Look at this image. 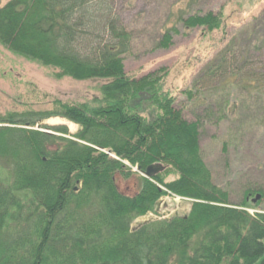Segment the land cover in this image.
Masks as SVG:
<instances>
[{"label":"trees","instance_id":"16d2710c","mask_svg":"<svg viewBox=\"0 0 264 264\" xmlns=\"http://www.w3.org/2000/svg\"><path fill=\"white\" fill-rule=\"evenodd\" d=\"M2 1L3 47L52 69L57 79L105 83L91 101L57 100L48 111L0 115V170L7 172L0 180V264H257L264 258V212H249L256 208L249 201L264 198V188L249 187L234 201L204 159V119L225 102L207 97L204 116L189 120L165 89L166 68L129 74L123 56L131 34L118 17L96 13L98 0ZM223 13L179 21L186 30H221ZM177 33L168 30L158 49H169ZM238 59L230 48L220 52L184 92L188 100L233 74L264 88L248 61ZM52 118L80 131L39 125ZM227 119L223 112L214 125ZM156 164L165 171L145 178ZM171 175L176 178L167 182ZM126 183L133 186L123 189ZM169 193L192 201L186 216L133 226L156 214Z\"/></svg>","mask_w":264,"mask_h":264},{"label":"rangeland","instance_id":"374dc122","mask_svg":"<svg viewBox=\"0 0 264 264\" xmlns=\"http://www.w3.org/2000/svg\"><path fill=\"white\" fill-rule=\"evenodd\" d=\"M9 1L3 0L2 5ZM95 5L94 8L98 5L99 9L96 13L118 17L131 34L130 48L123 56L126 71L141 77L166 68L165 89L177 98V106L187 119L204 116L203 100L207 97L218 105L227 104L219 113L215 110L204 119V159L216 183L228 189L234 201L249 187L264 188V88L250 86L244 80L239 82L238 75L233 74L214 86L213 91L202 89L194 93H199L197 101L190 102L184 94L193 89L200 72L225 48L233 50L241 64L248 61L246 65L264 79V0H98ZM220 10L225 16L221 30H186L179 21L181 15ZM171 29L178 31L173 35L172 46L167 50L158 49L163 35ZM104 83L102 80L57 79L52 69L26 60L0 44V115L48 111L57 100L91 101L101 95L100 87ZM223 112L228 119L214 125V120ZM39 125L66 126L72 135L80 131L78 125L61 118ZM36 129L41 130L39 126ZM6 174L0 170V180ZM175 178L176 175H171L166 181ZM123 186L127 189L133 185ZM161 202L167 209L163 207L160 214H152L149 219H138L133 226L162 220L164 213L170 212L171 219L175 214L183 217L189 212L187 201L170 193ZM249 202L256 206L249 210L251 214L264 212V198ZM257 264H264V258Z\"/></svg>","mask_w":264,"mask_h":264},{"label":"water","instance_id":"95a60500","mask_svg":"<svg viewBox=\"0 0 264 264\" xmlns=\"http://www.w3.org/2000/svg\"><path fill=\"white\" fill-rule=\"evenodd\" d=\"M46 133L52 134L50 132H46ZM163 171H165V167L161 164H156V165H152V166L148 167L146 172H143L142 174L147 179H153L154 177H156L158 174L162 173ZM260 199H261V195H258L256 197V199L254 200V203H256ZM162 206H163V203L160 201L157 204V210H156L157 213H159L161 211ZM164 207L167 208L168 206L164 205ZM163 216L165 217V219H168V217L171 216V213L168 212V213L164 214ZM176 216H178V214H176Z\"/></svg>","mask_w":264,"mask_h":264}]
</instances>
